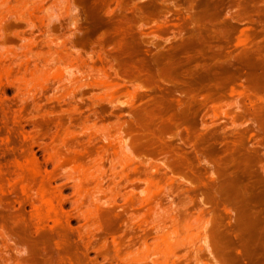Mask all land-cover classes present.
Masks as SVG:
<instances>
[{
  "label": "rangeland",
  "instance_id": "obj_1",
  "mask_svg": "<svg viewBox=\"0 0 264 264\" xmlns=\"http://www.w3.org/2000/svg\"><path fill=\"white\" fill-rule=\"evenodd\" d=\"M0 264H264V0H0Z\"/></svg>",
  "mask_w": 264,
  "mask_h": 264
},
{
  "label": "bare ground",
  "instance_id": "obj_2",
  "mask_svg": "<svg viewBox=\"0 0 264 264\" xmlns=\"http://www.w3.org/2000/svg\"><path fill=\"white\" fill-rule=\"evenodd\" d=\"M221 236V235H220Z\"/></svg>",
  "mask_w": 264,
  "mask_h": 264
}]
</instances>
